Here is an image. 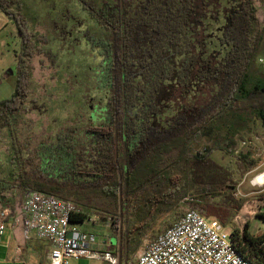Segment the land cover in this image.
I'll return each instance as SVG.
<instances>
[{
	"label": "trees",
	"instance_id": "obj_1",
	"mask_svg": "<svg viewBox=\"0 0 264 264\" xmlns=\"http://www.w3.org/2000/svg\"><path fill=\"white\" fill-rule=\"evenodd\" d=\"M76 1L106 39L97 81L103 109L84 128L68 125L33 146L17 140L15 127L29 111L34 47L20 16L8 11L12 0L0 1L21 38L14 89L0 101V130L12 140L8 171L0 169V209L7 196L20 205L34 190L72 204L76 225L91 214L118 220L111 253L119 263L136 252L159 214L169 213L158 234L187 210L226 226L244 203L234 190L257 163L249 151L234 153L237 139L252 118L264 130V75L252 66L262 1ZM213 131L216 152L192 151ZM257 199L264 201V192ZM232 236L242 255L264 263V233L253 236L245 222Z\"/></svg>",
	"mask_w": 264,
	"mask_h": 264
},
{
	"label": "rangeland",
	"instance_id": "obj_2",
	"mask_svg": "<svg viewBox=\"0 0 264 264\" xmlns=\"http://www.w3.org/2000/svg\"><path fill=\"white\" fill-rule=\"evenodd\" d=\"M261 1L264 13V0ZM7 3L8 11L20 16V29L30 34V42L34 47L30 57V100L26 106L29 111L21 114L15 127L17 140L28 141L33 146L44 135L68 125L84 128L88 120H95L96 114L103 109V90L97 83L104 72L103 50L106 39L105 36L102 37L103 29L80 8L76 0H42L40 4L28 0H12ZM261 25V38L252 66L256 72L264 75V18ZM20 48L21 38L14 25V18H9L0 11V101L9 99L13 92ZM88 106L89 113L86 112ZM7 132L6 129L0 130L2 170L7 167V152L12 141ZM214 134L215 131L210 137L199 139L192 151L205 147L216 152ZM252 134L260 139L259 144L264 147V130L261 122L255 118L248 121L243 131V136ZM225 159L226 156L220 161ZM255 160L256 165L243 175L234 190V195L244 203L227 226L231 231L241 232L247 222L249 233L259 236L264 233V221L260 216L264 213V201L257 199V195L264 192V185L258 187L251 180L264 171V154ZM168 214H159L152 220L136 252L127 260L122 259L116 264H129L136 259L149 241L160 232L162 221ZM88 216L86 224L80 223L78 227L89 232L93 239L91 246L99 243L96 246L98 250L113 252V246L116 245L114 235L119 233L120 221L115 220L114 223L93 214ZM72 262L74 261L71 260L70 263ZM105 263L109 264L102 259L78 260V264Z\"/></svg>",
	"mask_w": 264,
	"mask_h": 264
},
{
	"label": "built area",
	"instance_id": "obj_3",
	"mask_svg": "<svg viewBox=\"0 0 264 264\" xmlns=\"http://www.w3.org/2000/svg\"><path fill=\"white\" fill-rule=\"evenodd\" d=\"M259 143L260 139L255 134L238 137L234 153L249 151L254 159H258L264 154V147ZM259 175L253 176L251 183L261 187L264 180L262 183L253 182ZM75 211L70 203L39 191L28 190L23 196L20 216L23 234L25 238L33 234L50 243L51 248L47 254L49 264H69L73 258L102 259L109 264H116L117 260L111 251L93 250V239L89 232L69 221L71 213ZM10 214L9 207L0 209V243ZM259 247L264 253V240ZM131 264L254 263L238 251L232 231L227 225L196 210H187L166 231L149 242Z\"/></svg>",
	"mask_w": 264,
	"mask_h": 264
},
{
	"label": "crops",
	"instance_id": "obj_4",
	"mask_svg": "<svg viewBox=\"0 0 264 264\" xmlns=\"http://www.w3.org/2000/svg\"><path fill=\"white\" fill-rule=\"evenodd\" d=\"M7 167L6 169L3 168L4 173L8 171ZM0 169L2 170V167ZM3 203L4 206L11 208V210L13 208L14 216H10L6 222V230L0 243V264H49L47 254L51 248L50 243L33 234L30 238H25L23 234L20 217L22 209L20 205L22 204L19 205L17 199L10 195L7 196ZM85 224L83 223L82 225ZM97 245L100 244L96 243L91 246L92 249L98 250L96 248ZM79 259H70V261L73 260L74 262L70 263L69 261V264H78Z\"/></svg>",
	"mask_w": 264,
	"mask_h": 264
},
{
	"label": "bare ground",
	"instance_id": "obj_5",
	"mask_svg": "<svg viewBox=\"0 0 264 264\" xmlns=\"http://www.w3.org/2000/svg\"><path fill=\"white\" fill-rule=\"evenodd\" d=\"M263 180H264V171L261 172L260 175L257 176V177L253 180V182H254V183H255V182L262 183Z\"/></svg>",
	"mask_w": 264,
	"mask_h": 264
},
{
	"label": "flooded vegetation",
	"instance_id": "obj_6",
	"mask_svg": "<svg viewBox=\"0 0 264 264\" xmlns=\"http://www.w3.org/2000/svg\"><path fill=\"white\" fill-rule=\"evenodd\" d=\"M28 1H31V2H33L35 4H40L42 2V0H28Z\"/></svg>",
	"mask_w": 264,
	"mask_h": 264
}]
</instances>
